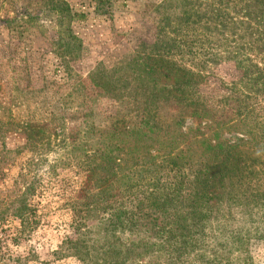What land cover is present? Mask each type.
<instances>
[{
    "label": "rangeland",
    "instance_id": "rangeland-1",
    "mask_svg": "<svg viewBox=\"0 0 264 264\" xmlns=\"http://www.w3.org/2000/svg\"><path fill=\"white\" fill-rule=\"evenodd\" d=\"M179 1L0 0V200L18 181L36 183L35 223L2 226L0 264H80L60 250L74 236L75 210L83 229L100 223L84 166L104 146L138 145L135 134H121L139 126L138 106L155 105L158 150L199 148L189 142L208 125L159 90L189 73L195 89L185 103L200 98L216 121L246 116L259 135L237 157L257 174L217 191L200 235L174 240L161 259L159 221H135L117 235L149 243L129 264H264V0ZM73 38L80 49L68 50ZM242 137L223 131L221 140Z\"/></svg>",
    "mask_w": 264,
    "mask_h": 264
},
{
    "label": "trees",
    "instance_id": "trees-1",
    "mask_svg": "<svg viewBox=\"0 0 264 264\" xmlns=\"http://www.w3.org/2000/svg\"><path fill=\"white\" fill-rule=\"evenodd\" d=\"M188 2L185 0V6ZM180 3L184 4V0L177 4ZM57 12L61 15L65 13ZM69 14L71 11L67 9ZM73 17L82 19L78 14ZM261 25L264 27V22ZM73 39L76 46L75 43L68 45V50L80 49L82 42ZM171 71H175L173 66ZM189 74L175 82L171 90L167 85L159 90L167 92L179 105H186L189 110L192 108L191 116L198 120L200 126L208 125L209 134L203 133L196 136L195 142H189L190 145H200L199 148L164 146L166 150H158L160 146L153 144L157 143L155 134L160 133L162 128L153 115L155 105L146 102L143 108L138 106L139 126L130 132L125 129L121 134L125 137L135 134L138 137L135 142L142 146H104L100 153L91 155L90 164L84 166V171H87L84 188L95 192L91 206L101 209L100 223L83 229L85 219L75 210L74 236L63 242L61 254L76 258L80 264H129L137 261L144 257L149 243L127 237L123 242L124 239L117 233L119 229L126 232L127 227L135 221L151 218L160 223L157 237L162 240V249L156 253L157 258L161 259L164 252L171 254L166 247L175 248L174 240L189 239L193 229V238L200 235L203 223L209 219L208 209L217 191L230 185L232 192L247 179L246 175L252 178L257 174L255 168L250 170V166L241 164L237 159L246 155L238 146L250 145L257 140L255 130L244 125L246 116L231 120L225 114L224 118L216 121L211 107L200 98L194 101L192 98V101L185 103L184 98L187 94L188 99L193 97L191 92L195 89L193 73ZM223 131L236 132L243 137L232 145L221 140ZM75 149L76 146L73 147ZM228 180H231L230 183H227ZM140 181H146V184L141 187L140 183L137 184ZM35 184L29 179L18 181L15 193L0 200V229L10 219H18L25 226L35 223V209L31 204ZM251 187L258 195L259 190L252 181ZM142 193L143 197L139 198L138 195ZM86 195L83 198L87 201L91 197ZM86 201L81 204L83 209L90 207ZM103 226L106 229H102Z\"/></svg>",
    "mask_w": 264,
    "mask_h": 264
}]
</instances>
